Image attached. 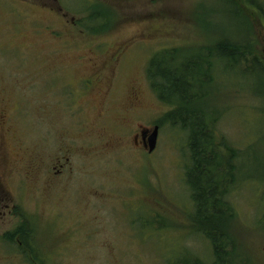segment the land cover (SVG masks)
<instances>
[{"label": "rangeland", "instance_id": "rangeland-1", "mask_svg": "<svg viewBox=\"0 0 264 264\" xmlns=\"http://www.w3.org/2000/svg\"><path fill=\"white\" fill-rule=\"evenodd\" d=\"M235 1L0 0V264H30L5 240L24 217L42 264L211 260L191 219L188 134L169 122L175 106L147 67L165 51L205 59L227 40L264 58V19ZM209 62L200 108L240 176L229 199L236 264H264V74ZM155 126L149 154L141 135Z\"/></svg>", "mask_w": 264, "mask_h": 264}, {"label": "trees", "instance_id": "trees-1", "mask_svg": "<svg viewBox=\"0 0 264 264\" xmlns=\"http://www.w3.org/2000/svg\"><path fill=\"white\" fill-rule=\"evenodd\" d=\"M227 1L237 3L235 0ZM243 4L246 10L264 19L263 0H243ZM237 8L240 9V5ZM101 19L94 15L89 21L99 25ZM240 45L228 40L220 41L209 49L211 54L205 59L199 55L185 57L181 50L165 51L152 58L147 67L148 80L155 94L162 102L175 106L168 116L169 122L188 134L189 163L185 168V177L194 203L191 219L197 233L212 248L210 261L193 259L184 260L182 264H236L240 260L228 230L234 220L229 199L240 177L234 162L236 152L224 145L223 138L217 137L215 118L200 108V101L204 99L202 90L209 84V76L204 68L210 67L209 59L216 57L232 68L245 69L253 63L264 74V58L256 56L254 49ZM179 54H183L182 62L177 61ZM24 218L26 223L7 234L5 240L18 245L28 263L42 264V257L31 245L35 230L28 228L30 223L28 218Z\"/></svg>", "mask_w": 264, "mask_h": 264}, {"label": "flooded vegetation", "instance_id": "flooded-vegetation-1", "mask_svg": "<svg viewBox=\"0 0 264 264\" xmlns=\"http://www.w3.org/2000/svg\"><path fill=\"white\" fill-rule=\"evenodd\" d=\"M97 82H98V79L97 80H95V79L94 80H89V81L86 82V85L85 86L89 88V87H92L93 85H96ZM138 95H140V91L136 92V88H135V90H133V92H132V97H131V102H132V105L134 107L135 106H139L141 104ZM140 142H142V144L144 145V147L147 149L148 136L146 137V140H144L143 136L141 135V141ZM136 143H137V141H136ZM0 165H1V169L3 168V166H5L2 162H0ZM59 168H63V166L60 165L58 168H55V170L57 171L55 174H57V175L62 172V170H58ZM28 169H30V168H28ZM0 184H1V176H0ZM1 214H3V213L1 212V209H0V215Z\"/></svg>", "mask_w": 264, "mask_h": 264}, {"label": "water", "instance_id": "water-1", "mask_svg": "<svg viewBox=\"0 0 264 264\" xmlns=\"http://www.w3.org/2000/svg\"><path fill=\"white\" fill-rule=\"evenodd\" d=\"M159 127H154L153 131L146 130L142 133L144 140L148 136L147 150L149 154H153L157 149L158 140H159Z\"/></svg>", "mask_w": 264, "mask_h": 264}]
</instances>
